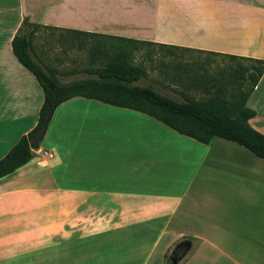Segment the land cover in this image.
<instances>
[{
  "label": "crops",
  "instance_id": "obj_1",
  "mask_svg": "<svg viewBox=\"0 0 264 264\" xmlns=\"http://www.w3.org/2000/svg\"><path fill=\"white\" fill-rule=\"evenodd\" d=\"M25 21L38 25L34 59L48 67L60 50L65 55L67 38L93 34L197 56L175 61L176 83L196 81L198 69L189 65L208 56L264 60V0H0V160L36 126L45 97L13 52ZM93 101L100 102L76 97L61 104L37 149L53 157L39 164L35 153L0 179V264H164L166 251L183 240L196 248L184 264L225 256L221 226L243 192L264 200V162L237 143L204 144L115 106L103 113L113 128H93V144L77 143L80 130L70 122ZM246 106L256 112L250 126L264 135V73ZM83 180L86 192L63 188ZM257 210L249 216L250 237L264 238V210ZM104 230L122 234L111 241L93 235Z\"/></svg>",
  "mask_w": 264,
  "mask_h": 264
},
{
  "label": "trees",
  "instance_id": "obj_2",
  "mask_svg": "<svg viewBox=\"0 0 264 264\" xmlns=\"http://www.w3.org/2000/svg\"><path fill=\"white\" fill-rule=\"evenodd\" d=\"M24 26L26 30H21L12 41L13 52L19 62L35 75L45 97L36 126L22 136L0 160V179L13 174L34 158V151L43 142L56 109L76 97L141 112L204 144L217 138L237 143L264 160V135L250 126L249 121L255 117L256 112L246 106L264 73V60L226 56L233 61L246 60L250 64L238 65L226 79L225 75L219 77L224 78V83L221 80L212 85L214 90L205 87L210 94L208 99L196 100L195 97H187L181 102L158 93L152 86L135 85V82L147 76V71L128 64L120 55L104 67L94 69L91 74L95 78L64 83L60 78L64 73L34 59L33 38L38 25L25 21ZM94 36L96 35L93 34ZM120 40L151 44L129 39ZM229 84L236 85L239 92H230L227 87ZM229 94L230 98L227 97Z\"/></svg>",
  "mask_w": 264,
  "mask_h": 264
},
{
  "label": "rangeland",
  "instance_id": "obj_3",
  "mask_svg": "<svg viewBox=\"0 0 264 264\" xmlns=\"http://www.w3.org/2000/svg\"><path fill=\"white\" fill-rule=\"evenodd\" d=\"M63 51L65 57L60 50L56 56L51 57L49 66L58 68L64 73L60 77L61 81L64 83L95 78L96 76L91 74L94 69L104 67L106 64L113 62L116 57L120 55L128 64L142 67L147 71V76L135 82V85L141 87L152 86L158 93L181 102L187 97H193L192 94L189 95V92L192 90L191 85H194V90L197 91L194 92L195 98L199 100L208 99L210 94L205 87H211V89L214 90L212 85L218 84L219 81L224 78L226 79L231 71L235 70L238 65L248 66L250 64V62L246 60L233 61L228 57L208 56L204 58L202 62H199L201 65L196 64L195 67L191 64L189 65L190 72L198 69V72L195 73L198 77L196 81L184 80L176 83V81L173 80L175 78L174 71L177 65L175 61L177 59H182V61L188 58L197 59V56H172L173 54L164 46L137 44L120 39L96 36L93 37V40L83 38L80 40H73L67 38L65 50ZM180 65H182V69L185 70V65L181 64V62ZM184 74L185 73H183V75ZM222 75H225V77L223 79L219 78ZM227 87L229 91L234 94L239 92L236 85L229 84ZM246 89L245 87L244 90ZM227 97L230 98V94ZM100 103L101 102L98 104V102L93 101V106L81 107L83 109L79 111V116L70 122V128L73 127L72 129L80 130V133H77V140H81V142L77 143L89 144L90 140L93 144V128L101 127L106 129L114 127L115 121L112 116L106 117L103 116V113L109 115L117 110L108 104ZM97 105H100L99 107H103V109L105 107V112ZM96 107H98L99 110H97ZM90 116L91 119L89 118ZM261 162L264 161L257 158V163L259 165H261ZM69 187H76L81 189L82 192H86L89 185L83 180L81 183L74 185H64L63 188L69 189ZM253 194V191L243 192L242 198L236 203L235 213H232V215L228 214L226 217L221 226L222 230L219 233L224 245L222 250L225 252V256L221 255L218 257L216 255L218 254L217 252L209 253L208 256H210L211 261L209 264H234L228 257L234 259L233 256L235 255L238 259L241 258L243 261H251L248 264H264V238L250 237V235H252L250 232L253 227L251 224L254 225L255 222L249 221L252 218L249 216L253 210H264V200L259 199V194L256 196ZM244 218L246 220H244ZM243 225L246 226L243 227ZM263 227L264 225L259 226L260 229ZM107 230L94 232L93 235H97L96 239L111 241L115 238L118 239L122 234L120 230L113 232H108ZM195 249V246L186 240L177 242L166 251L164 264H184L187 258L186 256ZM217 258L219 259V262L217 261L218 263L216 262Z\"/></svg>",
  "mask_w": 264,
  "mask_h": 264
},
{
  "label": "built area",
  "instance_id": "obj_4",
  "mask_svg": "<svg viewBox=\"0 0 264 264\" xmlns=\"http://www.w3.org/2000/svg\"><path fill=\"white\" fill-rule=\"evenodd\" d=\"M34 153H38L41 155V160L38 161L39 164H41L44 161V159H49L53 157V155L49 153L48 151L35 150Z\"/></svg>",
  "mask_w": 264,
  "mask_h": 264
}]
</instances>
